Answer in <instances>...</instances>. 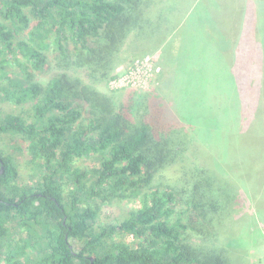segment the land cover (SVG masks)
Listing matches in <instances>:
<instances>
[{"label": "trees", "instance_id": "16d2710c", "mask_svg": "<svg viewBox=\"0 0 264 264\" xmlns=\"http://www.w3.org/2000/svg\"><path fill=\"white\" fill-rule=\"evenodd\" d=\"M148 1L0 0V101L34 100L28 119L0 115V135L20 137L34 168L30 184L19 186L16 168L0 148V264H246L241 239L226 220L240 213L234 224L241 230L264 215V138L253 131L264 116L261 94L255 111L248 108L240 117V143L224 150L198 138L180 117L184 102L176 104L179 89L163 57L158 85L149 92L129 88L113 96L96 87L111 76L128 35L134 33L140 50L161 47L160 17L143 12ZM235 34L232 29L224 38L232 55ZM51 35L64 71L45 86L12 80L6 62L20 66L19 57L40 70ZM244 47L240 60L234 54L230 61L229 75L241 80L240 64L249 65L251 76L242 82L259 86L264 61L259 58L256 70ZM26 71L20 66L22 75ZM204 87H189L188 105L192 95L198 106L211 99ZM216 103L212 98L210 110ZM89 155L98 167L75 165ZM138 194L141 205L128 218L96 226L102 206ZM71 240L80 247L73 249Z\"/></svg>", "mask_w": 264, "mask_h": 264}, {"label": "rangeland", "instance_id": "374dc122", "mask_svg": "<svg viewBox=\"0 0 264 264\" xmlns=\"http://www.w3.org/2000/svg\"><path fill=\"white\" fill-rule=\"evenodd\" d=\"M143 12L150 17H160L158 39H163L161 47L150 51L140 50L134 33L128 35L114 71L108 80L96 86L97 89L113 96L120 92L119 90L123 92L129 88L149 92L158 85L156 76L160 71L159 65L163 57L166 64L170 63L172 77L179 89L176 98L179 103L176 104L181 105V102H184L183 105L186 106H179L177 112L195 128L196 136L209 142L215 149L216 147L228 149L236 139L240 143V117L243 120L246 110L255 109L260 94V102L263 99L261 104L263 105L264 82L259 86L258 82H255L250 85L251 87L244 84L242 82L244 78L248 79L251 76L250 66L245 64H240V67L243 66L240 70L243 74L241 80L229 75V65L234 54L232 55V49L226 46L224 38L227 31L236 29V40H239L240 48L244 47V44L248 47L242 49L245 58L250 62L256 61L257 70L261 63L259 58L264 61V0H245L242 7L240 0H149L143 6ZM6 25L12 28L8 22ZM22 36V33H18L17 38L20 39ZM52 39L51 35L48 38V48L43 52L46 63L40 70L23 63V58L17 57L22 63L20 66H27L26 75L20 73V66L12 59L5 64L7 75L14 81L20 78L24 86L29 83L45 86L54 74L63 72L60 66L65 64L58 56ZM93 45L94 42L90 41L89 46ZM69 47L72 50V45ZM233 49L235 52L236 48ZM68 75L89 83L79 71L69 70ZM193 83L197 88L204 84L205 95L219 102L214 104V110L208 107L211 99L204 106H198V100L192 101L194 95L189 97L188 105L184 95L188 93ZM33 101L21 104L14 99L0 101V115L20 113L28 119L27 114H31ZM81 104L82 108L88 109L85 103ZM81 116L83 119L89 118L86 112H81ZM253 131L264 138V116L262 124L254 127ZM0 148L16 168L17 184L29 185L34 168L29 163L26 143L18 136L0 135ZM195 151L193 148L192 152ZM229 151L233 152V148ZM191 162L196 163L192 158ZM238 162L240 155L237 158ZM75 165L80 168H96L99 166V160H96L95 155H89L79 159ZM238 195L237 198L240 199V191ZM140 205L141 198L138 194L136 197L102 206L95 218L96 226L119 223L128 218ZM239 217L240 213H237L231 219L227 218L226 223L229 231L234 232L236 241L241 239L240 246H243L246 264H264V215L257 216L252 226H247L246 223L245 228L242 227L241 230L240 223L234 224L235 221L238 222ZM116 240L131 242L130 238L124 241L119 237ZM71 246L73 249L80 247L76 240H71Z\"/></svg>", "mask_w": 264, "mask_h": 264}, {"label": "crops", "instance_id": "0c3cea01", "mask_svg": "<svg viewBox=\"0 0 264 264\" xmlns=\"http://www.w3.org/2000/svg\"><path fill=\"white\" fill-rule=\"evenodd\" d=\"M240 7V6H239ZM238 11H240V9H238ZM235 35H237V32H236V34ZM235 37V39H234V43H233V45H232V43H231V45H232V47L233 48H236L237 49V52L235 51V55L237 56V58L236 59H239L240 58V45H239V40L237 41L236 40V36H234ZM231 38H229L228 39V41L229 42H231ZM227 45H230V43L229 44H227ZM235 60V59H234Z\"/></svg>", "mask_w": 264, "mask_h": 264}, {"label": "water", "instance_id": "95a60500", "mask_svg": "<svg viewBox=\"0 0 264 264\" xmlns=\"http://www.w3.org/2000/svg\"><path fill=\"white\" fill-rule=\"evenodd\" d=\"M0 173H2V168H1V170H0Z\"/></svg>", "mask_w": 264, "mask_h": 264}]
</instances>
